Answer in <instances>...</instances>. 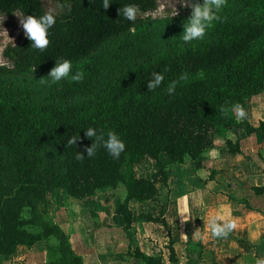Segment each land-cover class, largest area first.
<instances>
[{
  "label": "trees",
  "instance_id": "16d2710c",
  "mask_svg": "<svg viewBox=\"0 0 264 264\" xmlns=\"http://www.w3.org/2000/svg\"><path fill=\"white\" fill-rule=\"evenodd\" d=\"M55 1L64 7L56 12L44 51L29 48L31 42L25 35L4 50L8 63L0 65V175L4 152L20 157L24 151L59 147L63 170L49 179V186L65 189L76 199L123 186L125 198L116 199L114 209L105 213L120 215L131 237L130 201L158 203V184L168 180L161 153L177 164L190 160L200 169L216 136H226L241 126L247 134L261 132L264 136V122L254 127L234 113L264 89V0H244L236 10H220V19L196 45L179 48L175 42L171 48H160L104 82L100 81L101 65L97 62L100 54L123 38L140 36L145 40L156 25V21L142 22L138 18L134 22L124 20L118 9L131 3L138 13H147L157 8V0H114L107 9L100 7L101 0ZM17 11L25 16L41 15L45 9L41 0H0L1 13L12 16ZM55 58L69 59L73 70L83 71V80L41 83L38 88L33 79H20L34 74L47 81ZM164 69L167 71L163 72L161 86L148 92L149 74ZM181 75L185 77L182 80ZM171 81L177 83L175 92L169 95L166 87ZM87 126L111 129L120 135L126 147L119 159L102 148L94 158L74 159L76 151L83 152L92 143L84 137L83 127ZM78 132L81 139L67 148V138ZM227 145L230 151H239L230 139ZM146 159L157 167L150 179L137 176L134 169ZM15 169L19 175L17 192H34L30 187L37 174L35 164L21 156ZM158 205L156 216L143 213L140 219L169 232L165 207ZM11 211L0 230V254L12 255L20 246L32 247L53 237L59 246L50 264H83L64 232L48 224L32 232L27 226L33 221L22 217L20 210ZM91 215L97 217L98 213L92 210ZM165 249L167 257L161 250L147 254L140 248L128 255L141 264H178L175 241L170 239Z\"/></svg>",
  "mask_w": 264,
  "mask_h": 264
},
{
  "label": "crops",
  "instance_id": "0c3cea01",
  "mask_svg": "<svg viewBox=\"0 0 264 264\" xmlns=\"http://www.w3.org/2000/svg\"><path fill=\"white\" fill-rule=\"evenodd\" d=\"M258 96L247 101L244 108L243 119L254 127L264 122V95ZM228 139L239 151L229 150ZM205 157L203 166L197 169L190 160L177 164L166 153L160 154L168 180L158 184L157 199L165 207L169 232L159 224L142 221L149 233L135 232L130 237L120 215L113 212L100 215L95 210L104 200H123L126 194H123V186L102 193L98 190L83 199L69 196L65 189L55 190L41 198L37 211L44 224L67 235L83 264H141L128 254L136 248L147 254L155 253L157 250L153 249L147 235L154 236L155 243L160 240L164 245L170 239L175 241L178 264H251L253 257H264V136L261 132L247 134L243 126L237 127L226 136H216ZM134 169L137 176L149 179L157 173L156 164L149 159L141 161ZM158 203L130 201L133 225V206L139 204L140 212L156 216ZM91 208L98 213L97 218L88 215ZM72 214L79 216L71 220ZM216 214L237 221V229L227 238L211 236L208 220ZM71 227L73 232H67ZM154 228L161 236H155ZM82 231H87L84 237ZM41 242L43 240L32 247L20 246L12 255L0 254V264H50L51 259L47 258ZM164 254L167 257L166 251Z\"/></svg>",
  "mask_w": 264,
  "mask_h": 264
},
{
  "label": "rangeland",
  "instance_id": "374dc122",
  "mask_svg": "<svg viewBox=\"0 0 264 264\" xmlns=\"http://www.w3.org/2000/svg\"><path fill=\"white\" fill-rule=\"evenodd\" d=\"M243 1L244 0H239V2L241 3H237V0H226L225 5L221 10H236L239 8ZM41 4L45 11L52 10L56 13L60 9L57 7L59 3L55 0H41ZM174 9H176L177 14L175 16H172V11ZM243 9L245 8L243 7ZM189 14L190 8L183 6L179 2V0H157V8L154 11L147 13L139 12L137 15L138 21H156L154 29L152 31H149V37L143 41L140 40V36L123 38L116 44V46L111 45L106 49V51L102 52V54H100V58L97 61L99 65H101L100 81L104 82L110 78L118 76L121 72L127 70L135 63L141 61L144 56H148L151 52L159 50L163 47L171 48V45L175 42H177L179 48H182L185 45H196L197 43H199L202 39L190 41L187 43L183 42L180 39V34L183 31V21L189 16ZM18 15L22 14L17 11L12 16H9L0 12V65L8 63L7 59L4 57V50L6 49V47L10 44L17 43L19 39L24 36L23 29L19 26ZM214 24L215 22L206 31L205 36L211 31V29L214 27ZM132 31H135V29H133ZM34 76V74H29V76H21L20 79H33L32 83L36 84L38 88H40L42 86L41 81H44L45 77L35 78ZM257 90H260V88H258ZM258 93V97L263 96L264 89L260 90ZM244 108L245 106L235 108L234 113L236 117L237 113L240 110H243L244 112ZM241 118L243 117H240L239 119ZM3 155L4 156L0 175V195L2 200V212L0 213V230L2 229L3 225L5 226L6 221L10 217L8 213L9 209L10 212H12L11 210L13 209L20 210L22 217L33 221V224L27 226L30 231L34 232L37 231V229L40 230L43 227L44 223L42 215L37 211V207L41 206V203H39L42 201L41 198L43 199L46 194L52 192L55 193L54 191L57 190L49 186V179L52 176L61 173L63 170V156L61 154V150L59 147H54L39 152L24 151L22 153L21 156L28 158L30 162L35 164V167L37 169L34 183L30 187V190L35 189V191L26 194H19L17 192L19 188V175L17 174V171L15 169V163L21 156L19 155L20 157H18L14 154L10 155L7 152H4ZM105 190L106 189L99 190L98 192L102 193L105 192ZM119 194L116 195L119 196ZM123 194H125L124 189ZM107 200L109 201L104 200L101 204H99V206L95 208V210L99 211L100 215L104 213L106 209H114L115 199L110 198ZM140 206L141 205L139 204L133 206V210L135 213V223L129 230L131 234L135 232H145L146 234L149 233V231L143 227L142 221L140 219V216L143 214L142 212H140ZM102 208L105 211H103ZM91 211L92 208L89 211L88 215H91ZM78 216L72 214V216L70 215V219H76ZM91 217L93 216L91 215ZM137 228L140 231H138ZM154 229L156 230V233H154L155 236H161V234L158 233V229ZM67 230V232H73L72 227ZM86 232L84 233L82 231L81 235L84 237L86 235ZM77 236V238H80L79 235ZM147 236L151 241V246L153 247V249L158 251L161 250L162 252H164L165 245L159 243L160 240L158 243H155L154 240L156 239H153L154 236ZM41 244H43L42 246L46 248V256L49 260L58 251L59 245L58 242L54 239L50 240L48 238H45L43 239V242H41Z\"/></svg>",
  "mask_w": 264,
  "mask_h": 264
},
{
  "label": "clouds",
  "instance_id": "9594fccd",
  "mask_svg": "<svg viewBox=\"0 0 264 264\" xmlns=\"http://www.w3.org/2000/svg\"><path fill=\"white\" fill-rule=\"evenodd\" d=\"M114 0H101L100 7L107 9L110 3ZM179 2L190 8L189 16L183 21V31L180 34V39L187 43L190 41L203 39L206 31L212 26L215 21L220 19L219 11L225 5L226 0H179ZM58 8H63L64 5L58 4ZM70 10V9H69ZM119 17L124 20L134 22L137 19L138 9L135 4H124L118 9ZM176 9L172 11V16H175ZM19 26L23 29L25 37L31 42V49L44 51L49 44V30L56 23V13L52 10L45 11L41 15H18ZM163 71H152L147 78V89L151 92L159 88L164 80ZM48 80L41 83L55 84L62 80L69 82H80L84 78V73L81 70H73L72 62L65 58H55V65L47 74ZM183 75L180 79H184ZM177 81H171L167 84L166 93L172 95L175 92ZM224 111L223 108L220 109ZM244 116L243 110L237 113V118ZM84 128V137L91 139L92 143L84 147V151H76L74 159L83 161L85 157L94 158L97 150L104 149L113 159H119L122 152L125 151V142L120 135L109 129L104 131L98 127L87 126ZM81 139L80 133L74 134L67 138L66 147L69 148L76 145ZM195 203V201H194ZM208 228L210 229L213 238H227L234 230L237 229V221L226 215L216 214L208 220ZM199 236V233L195 234ZM202 239V237H201ZM251 264H264V257H253Z\"/></svg>",
  "mask_w": 264,
  "mask_h": 264
}]
</instances>
